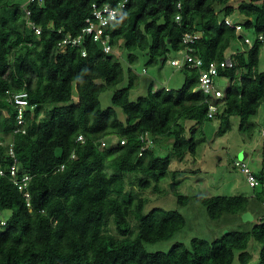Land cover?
<instances>
[{
    "label": "trees",
    "instance_id": "1",
    "mask_svg": "<svg viewBox=\"0 0 264 264\" xmlns=\"http://www.w3.org/2000/svg\"><path fill=\"white\" fill-rule=\"evenodd\" d=\"M122 2V17L108 29L113 48H124L132 64L143 52L149 55L148 65L159 60L165 65L169 55L185 50L186 34L199 33L192 47L204 62L202 70L229 57L235 63L219 70L220 78L230 80L215 116L220 132L231 130L233 117L240 118L241 132L251 134L255 128L250 120L264 104V72L259 71L264 41L256 39L252 47L229 55L234 41L245 39L225 20L238 13L246 17L239 23L243 30L264 34V0H240L237 7L235 0H0V166L12 165L13 145L20 174L32 178L30 206L8 177L0 179V216L12 212L6 222L0 221V264H234L236 255L240 264H250L251 238L262 245L259 264H264V220L251 231L227 232L212 242L194 238L190 248L178 243L168 253L146 252L145 244L169 240L186 225L176 211L144 213L147 200L140 191L150 189L152 181L159 191L171 166L170 156H158L154 145L161 138L173 139L171 155L180 160L195 156L201 143L197 133L213 119L208 118L207 97L198 89L202 70L188 67L178 92L150 88L135 102L130 100L136 84L131 74L129 85L112 97L124 122L113 107L101 108V94L123 81L121 63L91 39L63 52L59 44L66 35H80L93 4ZM7 92H27L35 107L25 114V134L16 133L18 112ZM45 107L52 108L41 118ZM187 122L193 123L191 135H186ZM147 135L153 142L148 148ZM80 136L84 142L78 141ZM108 137L117 143L100 148ZM256 179L264 184V177ZM170 190L180 205L189 203L175 183ZM256 197L264 204L263 193ZM196 200L214 221L249 212L246 197ZM132 222L137 223L136 236Z\"/></svg>",
    "mask_w": 264,
    "mask_h": 264
},
{
    "label": "rangeland",
    "instance_id": "2",
    "mask_svg": "<svg viewBox=\"0 0 264 264\" xmlns=\"http://www.w3.org/2000/svg\"><path fill=\"white\" fill-rule=\"evenodd\" d=\"M234 7L238 6L240 0H235ZM248 2L249 0H245ZM225 14L220 15L223 19ZM228 19L235 23H244L246 17L235 13ZM244 39H248L253 45L257 39L253 30H242L239 33ZM250 46L245 42L234 41L228 54L231 55L237 50H245ZM113 55L121 63L124 76L123 81L113 89H108L100 96V105L102 109L113 107L117 117L125 121L126 117L122 110L114 107L112 97L117 90L126 88L129 85L131 74L136 77V84L130 92V100L135 102L141 96H146L150 88L153 91L167 89L178 92L184 84L185 75L183 69H177L170 65V61L183 55H169V60L162 65L159 60L156 65H148V53L138 52V60L130 63L128 53L124 48L115 47ZM259 71L264 72V46L260 50ZM230 85L228 78H217L216 87L226 91ZM76 98V97H75ZM77 99V98H76ZM52 107H45L40 117L49 115ZM8 116L7 112H4ZM255 128L251 134L240 131L241 120L239 117L231 119V130L221 133V122L218 118L205 122L202 132L197 133V139L201 140L198 145L195 156L187 155L183 160L174 157L172 154L173 139L161 138L154 145L158 156L166 158L170 156L171 166L168 176L161 181L160 190H154V182L148 190L140 191V196L147 200L144 213L147 214L155 208L168 212H179L186 220V225L178 231L173 238L160 241L154 244H145L144 248L148 253H168L175 244H184L187 248L191 247V241L194 238L204 239L209 242L221 238L227 232L251 231L253 226L264 220V204L257 199V195L264 194V184H259L253 188L248 183L246 175L239 167L235 166L236 161L245 162L250 171L258 178L264 177V104L259 108L256 116L250 120ZM192 122L186 123V135H191L190 128ZM8 139L7 141H9ZM107 147L116 144L117 139L108 137L104 139ZM246 157L242 159V156ZM175 173V178L173 174ZM129 182L136 183L134 176H128ZM175 183L180 195L186 196L189 203L182 206L178 203L175 194L170 190V185ZM134 193L139 190L136 185L132 186ZM200 197H246L249 201V211L253 219L244 221L243 215L224 214L221 219L212 220L205 207L201 205L196 198ZM249 213V212H248ZM12 215L11 211H4L0 216L1 222H6ZM133 235L138 233L137 223H131ZM0 230H4L0 226ZM110 230L115 233L114 226L111 224ZM262 245L254 238H251L248 246V252L252 255L250 264H259L261 261ZM234 264H240L238 255L235 257Z\"/></svg>",
    "mask_w": 264,
    "mask_h": 264
},
{
    "label": "built area",
    "instance_id": "3",
    "mask_svg": "<svg viewBox=\"0 0 264 264\" xmlns=\"http://www.w3.org/2000/svg\"><path fill=\"white\" fill-rule=\"evenodd\" d=\"M31 3L42 2V0H30ZM126 7V2L119 3L116 6L111 5H102L99 6L97 4L92 5V16L89 17L85 22V27L82 29L80 35L72 36L66 35L62 42L59 44L60 51L63 52L68 46L79 47L84 44L86 39H91L94 43L100 44L102 46L103 52L107 55L113 53V46L110 43L111 35L108 33V29L111 25L120 19L123 15V10ZM30 13L28 12V15ZM180 18L178 17L177 21ZM226 26L234 29L237 32H241L243 27L239 23H235L230 19L225 20ZM37 34L40 33V29L35 28ZM200 38L199 33L196 34H186L183 37V43L186 46L185 50L179 52V55H183L182 59L175 58L171 60L169 63L171 66L177 69H184L186 67L190 69L202 70L204 67L203 60L194 55V49L192 45ZM257 40L262 42L264 41V34H261L257 37ZM246 45L252 47L250 41L248 39L245 40ZM86 56V52H83V57ZM235 65L234 60L232 58H227L222 64L211 63L209 67L200 72L199 78V91H201L206 97L209 105L208 118L214 119L216 113L218 112L219 103L222 98L225 96V91H222L216 87V80L220 78L219 70L220 69H231ZM168 90V89H167ZM10 96V102H12L17 109V124L18 129L16 133H26L25 125V114L28 109L33 110L35 107L30 106L29 103V95L27 92H20L16 94H12L7 92ZM143 140L146 141V148L152 147L153 142L150 139L149 135L147 137H143ZM79 142H84V138L80 136L78 138ZM100 148L107 147V143L104 139L101 141ZM126 140H121L120 144L125 145ZM0 145H4L0 143ZM9 154L14 160L12 165L8 168L0 166V179L8 177L9 180L13 183L14 186L17 187L19 192H21L26 199L27 205L30 206V192H29V184L32 180L29 174H20V166L19 162L16 158V155L13 150V145L10 146ZM74 157V156H73ZM235 165L241 169V171L246 175L248 183L251 187H256L258 185V181L253 173L250 171L248 165L245 162L236 161ZM64 168V167H62Z\"/></svg>",
    "mask_w": 264,
    "mask_h": 264
},
{
    "label": "water",
    "instance_id": "4",
    "mask_svg": "<svg viewBox=\"0 0 264 264\" xmlns=\"http://www.w3.org/2000/svg\"><path fill=\"white\" fill-rule=\"evenodd\" d=\"M243 219H244V221H249V220L252 219V216H251L249 213H245V214L243 215Z\"/></svg>",
    "mask_w": 264,
    "mask_h": 264
},
{
    "label": "crops",
    "instance_id": "5",
    "mask_svg": "<svg viewBox=\"0 0 264 264\" xmlns=\"http://www.w3.org/2000/svg\"><path fill=\"white\" fill-rule=\"evenodd\" d=\"M168 89V88H167ZM246 156L245 155H243L242 156V159H244ZM249 214L252 216V219H253V215H252V213L249 211Z\"/></svg>",
    "mask_w": 264,
    "mask_h": 264
}]
</instances>
